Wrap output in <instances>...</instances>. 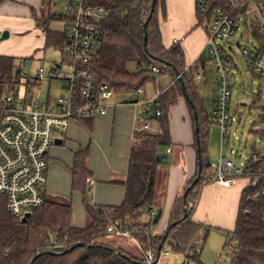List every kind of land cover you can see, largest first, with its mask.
I'll list each match as a JSON object with an SVG mask.
<instances>
[{"label": "trees", "instance_id": "1", "mask_svg": "<svg viewBox=\"0 0 264 264\" xmlns=\"http://www.w3.org/2000/svg\"><path fill=\"white\" fill-rule=\"evenodd\" d=\"M52 1L48 0L47 10L44 7L45 3L38 14L32 10V16L36 27L44 34L42 50L54 47L62 55L66 45V27L63 31H52L49 23L57 19L64 21L67 26L66 19L63 15L56 16L52 13ZM229 1L209 0L205 15L196 12L197 25H203L207 32L212 12L216 8L225 7ZM153 2V0L96 1L97 5L111 10L108 20L98 26L99 53L93 67L99 75V81L108 85L116 95H134L136 99H140L138 93L141 90L145 91L147 83L155 84L150 73L153 65L159 66L160 74L168 76L172 81V85L159 97L161 111L159 126L162 133L137 131L133 135L126 178L121 183L125 188L122 204L97 206L90 203L88 191L91 188L87 182L91 179L87 168L88 151L81 149L74 154L71 189L72 192L81 193L85 213L91 221L90 225L86 228L73 227L71 205L46 196L44 204L31 210L27 220L22 222L20 218L12 216L7 211L6 199L0 195V264H143L141 256L134 257L122 248L104 243L107 226L116 221L123 228L136 232L134 235L141 250L152 249V252L157 254L169 246L173 252L183 257L181 264H203L199 246L205 242L210 226L198 221L193 222L191 215L197 206L202 188L212 183L214 176L210 161L208 165L205 164L209 156V133L214 123L213 116L211 109L208 112L204 108L193 80L199 65L204 68V62L200 58L185 71V55L179 45L164 47L159 26V14L163 16L165 14L164 0H155L154 8ZM258 21L260 18L256 17L253 37L259 55L264 56V28L260 30L257 27ZM31 59L0 55V93L5 87L22 80L21 64L24 61L27 64V60ZM130 62L136 63V72L127 70L126 65ZM177 74L186 85V92L192 102V105L187 102L188 109L192 116L194 112L197 114V120H194L193 147L196 154L197 151L200 153L202 170L199 179L193 184L198 176L197 159L194 176L188 180L175 199L166 231L162 235L148 236L144 233L145 228L151 229L161 220L159 210H156L157 215L154 217L149 215V211L156 208L160 185L162 159L159 149H167L171 145L169 112L178 99L183 97L181 85L176 79ZM261 112L259 120L264 121V107H261ZM90 121L82 122L89 124ZM196 126L199 130L197 133ZM251 132L258 134L256 130ZM256 148L255 145L252 146V154L264 155V151L256 152ZM252 154L244 163L249 172L241 178L247 179V184L240 192L235 225L228 233L224 246L226 249L234 244V251L229 252L230 264H264V156L262 160H254ZM192 184L184 198L185 190ZM185 204L188 216L183 219ZM78 243L83 245L77 247Z\"/></svg>", "mask_w": 264, "mask_h": 264}, {"label": "built area", "instance_id": "2", "mask_svg": "<svg viewBox=\"0 0 264 264\" xmlns=\"http://www.w3.org/2000/svg\"><path fill=\"white\" fill-rule=\"evenodd\" d=\"M66 1L62 8L67 25L62 57L70 71L61 80L65 88L64 94L55 102H51L50 98L46 103L33 100L36 86L43 77L41 69L33 78L21 72L22 80L7 86L0 93V195L6 199L7 211L20 219L46 201L44 196L49 171L48 154L57 138L56 134L67 131L72 120L82 122L105 116L116 95L108 85L99 81V75L93 67L99 53L98 26L108 20L111 10L97 5L98 0ZM208 1L196 0L198 14L205 15ZM252 16L260 18L257 27L262 30L264 0H230L225 7L216 8L212 12L207 26L203 62L209 60L216 71L211 116L213 122L220 127L221 147L230 140L229 128L232 122L229 102L231 87L235 82L232 68H236V64L233 60L235 47L230 44V38L239 30L241 18L246 25L247 19ZM179 41L173 40L174 44ZM227 47L232 54H228ZM237 50L246 60L249 70L264 82V56L259 55V50L254 47L248 52L245 47L239 46ZM58 66L55 65L49 72L50 79L58 77ZM150 69L152 77L158 83L161 69L156 65ZM196 78L200 79L199 73ZM163 91L157 90L153 98L146 99L141 90L138 93L140 99L130 102L135 111L136 132L162 133L161 127L153 129L149 122H159V97ZM263 156L252 154L254 160H262ZM210 167L214 173L212 182L225 188L232 187L236 179L249 172L245 164H238L233 158L223 155L210 162ZM87 182L90 187L94 184L92 179ZM149 215L156 216V209H151ZM105 232L108 235L126 237L140 249L134 235L136 232L123 228L117 221L109 224ZM144 233L151 235L148 228H145ZM140 251L143 264H160L161 258L169 255L167 250L159 253L158 257L152 249Z\"/></svg>", "mask_w": 264, "mask_h": 264}, {"label": "crops", "instance_id": "3", "mask_svg": "<svg viewBox=\"0 0 264 264\" xmlns=\"http://www.w3.org/2000/svg\"><path fill=\"white\" fill-rule=\"evenodd\" d=\"M44 3V7L47 10L48 0H0V36L5 30L10 34L8 39L0 41V55L17 58H39L44 46V34L35 25L32 10L38 14ZM164 7V16L161 13L159 14L162 44L165 48H169L174 44V39H179L180 41L177 44L185 55L184 69H188L198 59H203L205 42H207L204 26L197 25L196 0H164ZM161 80H164L163 86L160 83ZM171 83L172 81L168 76L161 75L155 94L160 88L162 90L168 88ZM115 97L112 100L113 105L108 109V113L105 116L96 117L89 124L88 122L81 123V121L77 120H72L69 123L67 131L69 132L70 130L72 136H75L77 145L70 144L72 146V148H69L71 157L66 162L61 161L58 155L60 150L53 148V146L64 147L68 140V132L56 134V139L61 140L62 143L54 144L48 154L49 171L45 196H47L46 193L54 196L67 195V193L59 191L57 181H54V179L57 175L63 173V163L67 164L69 171H71L74 154L81 149L87 148V168L91 179L94 181L93 186L90 187L94 205L119 206L122 204L125 197V188L121 183L126 178L128 156L133 144L132 140L136 132V124L133 106L129 102H115ZM169 114L171 145L165 149L167 156L160 153L159 150L162 165L155 209L160 211L161 220L153 229H149L150 234L162 235L166 231L175 199L188 180L194 176L198 161L193 147L194 118L189 123L188 114L189 116L192 115L188 109L187 100L184 97H180L176 105L170 109ZM82 124L83 126H81ZM84 125L89 126L90 130L86 147H84L85 139L80 141L78 138L83 137L73 134L76 129L84 128ZM100 133L104 135L111 134L110 145L108 147L104 146L101 150L99 149L100 139L102 138ZM226 148L224 145L222 150L220 149L219 156L223 155L224 157L233 158L224 154ZM168 149L170 150L169 152L167 151ZM53 151L54 153H52ZM93 157L98 161L95 166L92 165ZM68 177L69 186H71L72 171L69 172ZM246 184L247 179L241 177L236 179L235 184L230 188L222 187L213 182L206 184L201 190L199 201L192 212L191 220L204 223L207 226L217 227V229L227 233L231 232L235 225L240 192ZM71 187L69 188L71 189ZM54 198L56 199V197ZM211 215L214 224L208 225L207 221ZM72 217L71 225L75 228H86L91 223L87 215L86 219L81 220L82 223H73Z\"/></svg>", "mask_w": 264, "mask_h": 264}, {"label": "rangeland", "instance_id": "4", "mask_svg": "<svg viewBox=\"0 0 264 264\" xmlns=\"http://www.w3.org/2000/svg\"><path fill=\"white\" fill-rule=\"evenodd\" d=\"M67 3L66 0H53L51 3L52 13L56 16L63 15L62 8ZM254 10V9H253ZM254 12V11H253ZM255 17H250L245 22L244 19L241 18L240 20V28L230 38V44L234 45L233 53L235 56L233 60L236 64V68H232L233 77L235 82L231 87V98L229 102V114L232 118L231 126L229 128L230 132V140L225 146L227 147L226 150L224 147V154L228 156H232L233 159L238 164H244L246 160L250 159V155L252 154L251 148L255 145L256 152L264 151V121L259 120V116H262L261 107H264V82L255 77L248 68L247 62L238 52V46L245 47L248 52L253 50L256 46V41L253 37V33L255 30L254 27ZM65 23L64 21H60L57 19L51 20L49 23V28L52 31H63L65 30ZM228 54H232V51L227 47L226 48ZM43 53V54H42ZM42 53L39 55V58H33L31 60H27V64L24 61L21 65L22 72L25 73L29 78H33L34 74L38 72L40 69L42 70V80L37 84L36 90L33 96V100L39 103H46L47 100L50 98L51 102H55L59 99L60 96L64 94V86L62 84V79L68 76L70 71V67L67 63L63 61V57L59 50H56L54 47H47L42 50ZM205 62V61H204ZM17 63L19 61L17 60ZM59 65V75L57 78L50 79L48 74L51 69L55 66ZM154 66V65H153ZM160 69L159 66H157ZM126 68L130 72H136L137 66L136 63L130 62L126 65ZM187 71V69H184ZM183 71V72H185ZM213 68V65L207 60L205 62L204 68L199 65L198 71L194 74V84L197 88V91L200 95V99L202 100V104L204 108L210 112L211 104L213 102V93L215 90V83H216V74ZM199 73L200 79L196 78V74ZM161 76V74H160ZM180 77V76H178ZM176 77V79H178ZM160 78V77H158ZM164 80H161V85L163 86ZM172 85V83H171ZM161 87V86H160ZM158 88V84L155 82L147 83L144 87L145 90V97L146 99L153 98L155 94V90ZM7 87H5V90ZM114 99V98H113ZM142 99V98H141ZM136 100L134 95H117L115 97V102H133ZM141 109V107H139ZM154 107H152L151 112H153ZM193 116H189L188 120L189 123L192 122ZM151 128L155 129L158 127V122L156 120H151L149 122ZM83 126V124L81 125ZM85 126L87 127L85 129ZM140 126V124H139ZM157 126V127H156ZM253 130L258 131V134H254ZM192 131V127H191ZM68 131L62 132L66 133ZM193 133V131H192ZM220 127L213 123L211 125L210 133H209V142H210V156L209 160L206 159V162L215 161L220 153ZM63 134V137H64ZM74 135L78 137L80 141H84V147H86L87 139L89 138L90 130L89 126L84 125L82 129H76L73 132ZM262 134V135H261ZM68 140L65 143L64 147L53 146V148H58V155L61 158V161H68L70 156V149L73 145H77V140H75V136H72L71 131L68 132ZM62 136V135H61ZM100 150L105 146L108 147L111 141V134L104 135L100 133ZM69 142V143H68ZM224 146V145H223ZM80 148V147H79ZM87 149V148H86ZM166 148H160V153L167 156L165 153ZM231 149V150H230ZM232 151V153H231ZM54 153V151L52 152ZM49 161V160H48ZM58 161V160H56ZM98 162L97 159L93 157L92 165L95 166V163ZM63 173L57 175L54 181H57V185L59 191L63 193H67V195H59L54 196L52 194L46 193L48 198L56 197L61 203H69L72 207V222L73 223H82V219H86V215L84 213L83 204L81 200V193L80 192H72L69 188V166L63 163L62 167ZM88 198L90 203H94L92 201L91 196V189L88 191ZM97 205V204H96ZM98 206V205H97ZM88 217V216H87ZM144 219L146 216L144 215ZM214 224L212 221V215L210 216L207 224ZM213 226V225H212ZM154 228V227H153ZM152 228V229H153ZM227 232L217 229V227H211L209 229V233L205 239V242L199 246L200 251V259L203 264H229L230 261V254L229 252L234 251V244L230 245L229 248H224L225 242L227 240ZM104 243L111 245L112 247H118L126 250L127 252L131 253L134 257L141 256V251L139 248L134 245L130 239L123 237V236H113V235H106ZM230 238H232L230 236ZM54 240V238L52 239ZM169 255L163 256L160 260V264H181L183 261V257L179 254H176L171 250V248H165ZM165 250V251H166ZM230 252V253H231ZM219 260L217 261V259Z\"/></svg>", "mask_w": 264, "mask_h": 264}, {"label": "water", "instance_id": "5", "mask_svg": "<svg viewBox=\"0 0 264 264\" xmlns=\"http://www.w3.org/2000/svg\"><path fill=\"white\" fill-rule=\"evenodd\" d=\"M154 2H153V4H152V8H154V3H155V0H153ZM144 24H146V22L144 23ZM2 35L0 36V41H4V40H6V39H8V37H9V32L8 31H3L2 33H1ZM58 66V65H57ZM59 67V66H58ZM179 75L177 74V77H178ZM178 81H179V83H180V85H181V91H182V93H183V97L185 98V100H187V102L190 104V105H192V102H191V100H190V98H189V96H188V94H187V92H186V88H185V86L186 85H184V83L182 82V80H181V78L180 77H178ZM193 117H194V120L196 121L197 120V114L194 112L193 113ZM199 130H198V128H197V126L195 127V133H197ZM62 143V141L61 140H55L54 141V144L55 145H58V144H61ZM197 159L199 160L198 161V172H197V177H196V179L194 180V182H193V184L194 183H196L197 182V180L199 179V177H200V173H201V170H202V161H201V157H200V153H199V151H197ZM205 164L206 165H208L209 163H207V162H205ZM193 184L187 189V190H185V192H184V198L186 197V195H187V192L188 191H190L189 189L193 186ZM29 213H26L23 217H22V219H21V221L22 222H25L26 220H27V218L29 217ZM188 216V210H187V206H186V204L184 205V215H183V219H185L186 217ZM83 244L82 243H78V245H76L77 247H79V246H82ZM159 256V252H157V257Z\"/></svg>", "mask_w": 264, "mask_h": 264}]
</instances>
